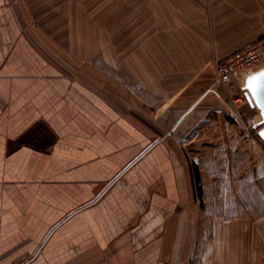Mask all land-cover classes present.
Segmentation results:
<instances>
[{"label":"crops","instance_id":"crops-1","mask_svg":"<svg viewBox=\"0 0 264 264\" xmlns=\"http://www.w3.org/2000/svg\"><path fill=\"white\" fill-rule=\"evenodd\" d=\"M150 3L189 24L169 16L166 42L127 59L137 93L155 95L145 109L64 74L33 42L29 1L0 0V264H264V141L219 111L173 134L197 100L153 73L173 88L213 75L264 36L248 24L264 0Z\"/></svg>","mask_w":264,"mask_h":264},{"label":"rangeland","instance_id":"rangeland-1","mask_svg":"<svg viewBox=\"0 0 264 264\" xmlns=\"http://www.w3.org/2000/svg\"><path fill=\"white\" fill-rule=\"evenodd\" d=\"M28 1L32 29L36 35L33 34V42L50 61L58 64L64 74L89 83L100 94L108 93L110 89L122 91L127 94L128 99L132 98L143 104L145 109L151 108L156 102L155 95L137 93L135 76H130V69H126L127 66L129 68L126 65L127 59L129 61L134 56L136 46L166 42L169 16L174 19L171 22L175 26L173 29L189 24L184 20L183 13L178 11L181 7H174L178 9H173L169 15L168 7L153 6L151 0ZM262 13L259 21L248 24L264 30V11ZM148 71L152 73V70ZM153 73L156 74L154 79L159 82V89L163 94L178 92L180 88L183 91L178 96L181 99L185 97L188 104L197 100V111L192 114L191 119L185 116L177 119L173 134L183 136L185 125L193 127L207 111H219L222 113L221 120H236L242 134L249 141H261L258 133L251 131L256 126H262L259 110L251 109L248 101L243 100L242 103L237 99L241 94L240 86L244 75L239 81L217 85L214 84V74L205 70L198 76L191 77V85L184 88L183 83L189 82L186 77L173 88L174 84L167 79L166 71ZM196 139H199L198 136Z\"/></svg>","mask_w":264,"mask_h":264},{"label":"built area","instance_id":"built-area-1","mask_svg":"<svg viewBox=\"0 0 264 264\" xmlns=\"http://www.w3.org/2000/svg\"><path fill=\"white\" fill-rule=\"evenodd\" d=\"M264 37L236 51L227 58L213 64L214 84L223 85L236 82L252 71L264 67ZM238 101H247L245 92L241 91ZM244 100V101H243ZM237 102V100L235 101Z\"/></svg>","mask_w":264,"mask_h":264},{"label":"water","instance_id":"water-1","mask_svg":"<svg viewBox=\"0 0 264 264\" xmlns=\"http://www.w3.org/2000/svg\"><path fill=\"white\" fill-rule=\"evenodd\" d=\"M262 73H264V69L249 75L242 87L248 103L251 107L257 108L259 113L264 110L261 108V105H264V76H261ZM250 77H256V79L250 80ZM261 119L263 128L258 131V136L264 141V136L261 135V133H264V116H261Z\"/></svg>","mask_w":264,"mask_h":264},{"label":"snow or ice","instance_id":"snow-or-ice-1","mask_svg":"<svg viewBox=\"0 0 264 264\" xmlns=\"http://www.w3.org/2000/svg\"><path fill=\"white\" fill-rule=\"evenodd\" d=\"M261 76H264V73L261 74ZM250 80L256 79V77H250ZM261 108L264 109V105H261ZM261 116H264V110L261 111ZM262 136H264V133H261Z\"/></svg>","mask_w":264,"mask_h":264},{"label":"bare ground","instance_id":"bare-ground-1","mask_svg":"<svg viewBox=\"0 0 264 264\" xmlns=\"http://www.w3.org/2000/svg\"><path fill=\"white\" fill-rule=\"evenodd\" d=\"M261 69H264V67H262V68H260V69H258V70H256V71H252V72L246 74V75L243 77V83L245 84V80H246V78H247L249 75H251L252 73H255V72H257V71H259V70H261ZM243 83H242V85H241L242 87H243Z\"/></svg>","mask_w":264,"mask_h":264}]
</instances>
